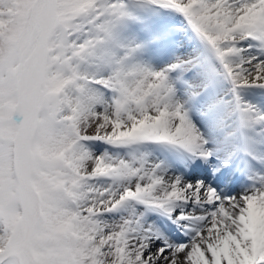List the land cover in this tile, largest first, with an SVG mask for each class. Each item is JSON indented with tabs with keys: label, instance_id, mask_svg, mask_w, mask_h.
Returning a JSON list of instances; mask_svg holds the SVG:
<instances>
[{
	"label": "snow or ice",
	"instance_id": "1",
	"mask_svg": "<svg viewBox=\"0 0 264 264\" xmlns=\"http://www.w3.org/2000/svg\"><path fill=\"white\" fill-rule=\"evenodd\" d=\"M0 264H264V0H0Z\"/></svg>",
	"mask_w": 264,
	"mask_h": 264
}]
</instances>
